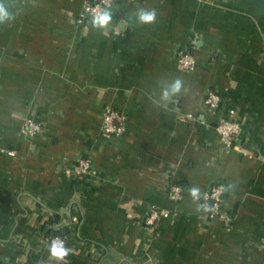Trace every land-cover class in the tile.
Here are the masks:
<instances>
[{"label":"crops","instance_id":"0c3cea01","mask_svg":"<svg viewBox=\"0 0 264 264\" xmlns=\"http://www.w3.org/2000/svg\"><path fill=\"white\" fill-rule=\"evenodd\" d=\"M85 2L0 0L13 17L0 23V264H56L52 231L68 233L62 264H264V0H120L104 28L76 23ZM140 8L156 22L138 23ZM181 50L195 71L179 70ZM177 77L181 94L163 102ZM107 107L126 115L123 137H101ZM231 109L243 132L227 149L215 124ZM27 117L44 126L34 138ZM86 157L95 173L80 180ZM153 206L173 215L148 229Z\"/></svg>","mask_w":264,"mask_h":264},{"label":"built area","instance_id":"2783aa9c","mask_svg":"<svg viewBox=\"0 0 264 264\" xmlns=\"http://www.w3.org/2000/svg\"><path fill=\"white\" fill-rule=\"evenodd\" d=\"M25 1V0H23ZM120 0H86L83 12L78 16L76 23L84 25L92 23L93 17L103 11H109ZM177 66L179 70L184 72H193L197 69V61L193 53L189 50H181L177 54ZM222 104V97L214 89L207 91L204 99V105L208 113H216ZM189 118L193 116L189 115ZM127 117L122 112L107 107L103 113V121L101 128V137L103 139L120 138L126 133ZM23 134L30 138H34L44 131L43 124L34 117H27L23 125ZM215 131L221 144L231 149L241 142L242 138V125L238 119L237 111L231 109L228 114L220 116L215 124ZM74 174L77 179H84L94 175L93 160L86 157L77 161L73 168ZM184 194V188L176 183L167 185V196L169 200L178 204ZM225 186L218 182L215 183L205 193L204 196V210L209 212L211 216L221 214L223 204L225 202ZM173 212L153 206L149 209L148 214L143 220L144 226L148 229L156 228L160 223L170 218ZM57 237H45V242L51 244L52 240ZM64 241L65 246L70 249L69 240L58 237Z\"/></svg>","mask_w":264,"mask_h":264},{"label":"clouds","instance_id":"9594fccd","mask_svg":"<svg viewBox=\"0 0 264 264\" xmlns=\"http://www.w3.org/2000/svg\"><path fill=\"white\" fill-rule=\"evenodd\" d=\"M136 18L138 23L142 25L154 24L157 19V11L153 9L140 8L136 12ZM13 19L9 15L6 8L0 4V23H4L6 20ZM112 20L111 13L108 11H103L93 17L92 24L94 27L104 28ZM184 86V82L181 78L177 77L171 81V83L165 84L161 89L160 98L163 102H170L173 97L181 94V90ZM189 195L193 200H199L200 190L197 187H192L189 189ZM199 210V209H198ZM48 252L50 258L56 262V264H62L65 259L69 256L70 249L65 246V243L60 238L52 240L51 244L48 246Z\"/></svg>","mask_w":264,"mask_h":264},{"label":"trees","instance_id":"16d2710c","mask_svg":"<svg viewBox=\"0 0 264 264\" xmlns=\"http://www.w3.org/2000/svg\"><path fill=\"white\" fill-rule=\"evenodd\" d=\"M56 222H57V218L55 220H51L52 225H54ZM67 235H68V233L66 231H59V232L52 231L49 235L47 234L48 237H61V238L66 239L68 241Z\"/></svg>","mask_w":264,"mask_h":264}]
</instances>
